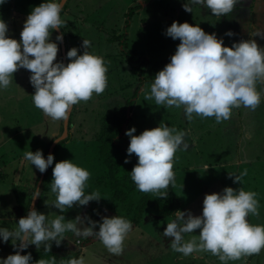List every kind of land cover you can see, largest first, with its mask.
Here are the masks:
<instances>
[{"label": "rangeland", "instance_id": "1", "mask_svg": "<svg viewBox=\"0 0 264 264\" xmlns=\"http://www.w3.org/2000/svg\"><path fill=\"white\" fill-rule=\"evenodd\" d=\"M41 2L42 0H6L0 5V18L8 25L7 35L19 41L23 21L32 7ZM184 2L185 0H69L61 20L65 22L63 25L66 26L68 35L76 32L77 36L69 37L68 47H77L78 54H81L84 50L80 47L82 40L88 39L91 42L88 51L103 58L107 69V83L99 95L93 93L87 101L76 104L69 129L70 138L57 149L54 165L57 161L71 159L72 163L89 172L84 193H98L95 181L98 170L93 165L91 143L100 127V117L105 112L114 110L116 106L123 105L126 97L133 94L132 91L138 87L134 109L130 111L132 119L126 129L135 126L136 132L133 134L138 135L144 129L158 126L162 120L167 126L170 125V128L174 127L177 131L186 133L185 139L189 147L187 150L178 148L172 164L176 173L174 190L182 197L183 210L188 209L193 215H199L205 193L220 192L225 186H230L234 189L240 187L246 191H254L257 194L258 216L263 215L264 80H258L255 84L256 90L260 92V103L254 110L243 105L232 107V119L220 122H216L214 116L201 117L195 113L193 118L188 120L184 115L183 106L166 108L163 104L157 105L154 98L145 97L150 93L155 73L166 64L161 63V59L174 54L179 43V39L173 40L164 34L167 26L174 20L178 23L187 21L189 24H197L206 33H215L218 38L223 36L225 46L231 47L234 41L255 40L259 48H264V0H237L233 11L221 17L211 14L210 10L199 5L192 6V13L185 12L181 7ZM228 30L233 33L230 37L224 35ZM118 35L123 37L117 38ZM50 39L57 42L53 32ZM61 49H58L56 60H60ZM134 49L140 50L136 59L142 52L150 60L143 66V75L137 74L139 63L136 60L132 63L126 58V52L132 54ZM29 75V70L19 68L13 73L11 83L0 89V152H6L0 157L6 161L13 158L12 151L17 152L22 161H25L24 153L30 150L35 152L37 149H40L46 158V152L53 142V134L62 135L64 131V120H53L33 105L31 94L34 88L29 82ZM124 86L127 89H123ZM151 115L153 119L150 118ZM175 115L176 119L180 120V128H176V124L172 125L176 122L173 118ZM240 126H243L242 135L239 134ZM123 135L128 137L125 133ZM17 161V157L13 159L14 164ZM28 167L32 166L26 161L25 176ZM244 170L246 175L241 178L242 183H233L229 174L239 175ZM40 175L39 171L38 178ZM38 178L35 181V177V182L22 184L11 180L13 171H2L0 215L13 213L16 203L12 202L23 204V195L26 202L23 206L29 208L32 201V198L31 201L29 198L30 193L33 188L36 190ZM51 180L52 174L37 210L46 215V222L61 214L65 220H71L72 223H75L73 219L77 215L82 219L86 215L98 222H102L103 216L115 215L131 221L126 215L113 209L115 203L108 198L106 191L100 196L99 203L94 204V200H91L86 205H78L74 202L71 208L66 207L61 213L52 205L56 194L51 191ZM14 182H17V188L13 186ZM167 218L157 227L146 225L144 220L140 227L131 222L132 228L125 235L119 254L109 252L103 243L94 237H77L71 231H65L62 239L57 237V240L61 239L59 244L55 240L47 241L42 242L38 248L45 249L44 244L47 243L50 244L49 250L75 252L80 249L84 264H222L211 252L201 250L183 255L172 250L169 245L171 238H161L155 233L157 229L163 232L166 223L175 219ZM253 218L251 214L248 215L250 224ZM9 222H4L3 226L0 220V227L12 230L15 222ZM255 224L261 225L259 220L254 221ZM77 226L86 227L88 221L85 220L83 225L77 223ZM98 227L99 224L94 230H98ZM198 234L199 229L193 230V233H184V240L198 241ZM31 246L36 248L35 245ZM7 255L8 253L2 252L0 258ZM223 264H264V248L257 254L242 255L239 259L228 260Z\"/></svg>", "mask_w": 264, "mask_h": 264}, {"label": "clouds", "instance_id": "2", "mask_svg": "<svg viewBox=\"0 0 264 264\" xmlns=\"http://www.w3.org/2000/svg\"><path fill=\"white\" fill-rule=\"evenodd\" d=\"M6 0H0V5ZM64 0H42L32 7L23 21L19 41L11 38L7 23L0 18V89L12 81L13 73L19 68L29 70V82L34 88L31 94L33 105L53 120H67L72 105L87 101L93 93L99 95L106 87L107 71L103 58L88 51L91 42L83 39L78 54L77 47L66 52L67 63L56 60L58 45L50 39L54 29L65 23L60 18ZM237 0H185L181 7L192 13V6L199 5L217 16H225L233 11ZM164 34L173 40L179 39L169 62L157 71L150 85L146 99L154 98L157 105L166 108L183 106L186 119L193 113L201 117H215L216 122L227 120L232 107L255 109L260 103V92L255 84L264 80V48H259L255 40L233 42L232 46L223 44V36L206 33L199 25L187 21H173ZM232 36L231 30L225 32ZM63 40V32L56 35L55 41ZM55 61V62H54ZM135 126L125 130L129 137L126 152L135 154L137 162L130 173L131 180L140 192H159L166 197L170 182H174L172 170L173 157L177 149L187 150L188 141L184 131L170 128L162 120L158 126L144 129L138 135ZM53 141L61 143L63 136L53 134ZM24 159L43 173L53 164L54 155L47 158L42 151H27ZM128 156L125 157V163ZM239 175L229 176L233 183H242ZM89 172L71 162V159L57 161L52 168L51 191L56 194L52 205L63 213L75 203L86 205L91 200L101 198L98 193H84ZM36 187L32 200L39 197ZM254 191L225 186L220 192L205 193L202 210L193 215L188 209L175 211V219L166 223L162 235L170 237L172 250L189 255L194 251H207L216 255L222 262L239 259L242 255H252L264 248V225L250 224L248 215H258V201ZM187 213V215H186ZM75 223L65 220L63 214L46 222V215L32 208L26 216L20 217L15 230L0 227V242L10 239L13 248L26 249L30 244L40 247L42 242L60 243L65 231L77 237H94L100 240L109 252L119 254L125 235L132 224L127 219L115 215L101 217L102 222L93 221L86 215H77ZM85 220L88 226L83 225ZM67 221V222H65ZM99 224L98 230H94ZM199 229L197 240H184V233ZM60 236L61 239L57 240ZM44 248L49 251L50 244ZM33 264L31 253L20 254L15 251L0 264ZM35 264H51L39 259ZM67 264H84L83 257L69 258Z\"/></svg>", "mask_w": 264, "mask_h": 264}, {"label": "trees", "instance_id": "3", "mask_svg": "<svg viewBox=\"0 0 264 264\" xmlns=\"http://www.w3.org/2000/svg\"><path fill=\"white\" fill-rule=\"evenodd\" d=\"M68 5L69 0L66 1L63 5V8L60 12V18L65 14ZM73 26L74 28L79 29L78 26ZM61 29L65 36L67 52V50L69 49V37L71 36L72 38H74L77 36V34L76 32H72L69 36L67 28L63 24L61 25ZM52 32L55 37L57 34H59L56 29H54ZM119 37H123V35H118L117 38ZM56 43L58 47L61 48V42L57 41ZM138 51L140 52L139 49H134L132 54H130V52H126V58L130 59L132 63L134 62L133 60H136L139 63L137 68L138 70H136L137 74L143 75V66L150 60L145 57L144 53L142 52L141 56L136 59ZM59 55L60 61H62V49L61 51H59ZM171 55L172 54H169L161 59V63H167ZM133 68H135V65L133 66ZM123 89H127V87L124 86ZM132 92L133 94H130L128 97H126L123 105L116 106L114 110H111L107 113L105 112L100 117V127L98 131H96L92 139L93 143H91L93 146L91 151V156L92 158L94 157L93 165L98 170L95 181L99 189V196H103L106 191L108 198L113 200L115 203V208L113 209L116 210V212H118L119 214L123 213L128 218H130V222H132L134 225L140 227V223L142 222V220L145 221L146 225H149L150 222L156 225H160L162 222H164V219H168L167 217L175 218L176 210H183V200L182 197L179 196L174 190L176 173L173 168L172 170L174 172V182H170L167 189L160 190L161 192H168L166 197H159V192H140L136 189L135 184L131 180L129 172L131 171L134 164H136L137 157L135 154H131L129 156V154L126 152L127 146L129 144V137H124L123 134L125 133L126 126L132 119L130 111H133L134 109V102L136 101V98L138 96L139 88L136 87V90H133ZM131 95L133 96L130 97ZM75 107L76 104H74L72 109L73 111L70 115L69 129L73 121L72 119L74 117ZM150 118L153 119L152 115ZM173 118L176 122L172 123V125L176 124V128H180V120L178 118L176 119V115L173 116ZM69 138L70 132L68 136L61 141V143H58L56 145L53 151L54 160L56 158L55 154L57 152V149L60 146L64 145L66 141L69 140ZM126 156H128L127 163H125ZM54 160L53 164L50 165L46 170L35 207L36 210H38L40 201L42 200V196L48 188L47 184L50 179V175L52 174V168L54 167L55 162ZM34 191L35 188H33V191L30 193V201L32 195L34 194ZM92 202L99 203L97 200H94ZM144 217H146V219ZM15 243L18 244L19 242L16 241ZM17 250L18 248H13L11 254H14ZM25 253H31L33 264H35V261L39 259L51 261V264H67V260L69 258L80 257L81 250L79 249L75 252L72 250H65V252L59 250L46 251L45 249L35 248L30 244L26 249H23L22 255Z\"/></svg>", "mask_w": 264, "mask_h": 264}, {"label": "crops", "instance_id": "4", "mask_svg": "<svg viewBox=\"0 0 264 264\" xmlns=\"http://www.w3.org/2000/svg\"><path fill=\"white\" fill-rule=\"evenodd\" d=\"M232 117L233 116H231L230 119H232ZM236 119H237V117H236ZM242 127L243 126H240V128H239V134L240 135H242ZM11 153H13V155H12L13 158L10 159L9 161H6V160H4V158L0 157V174H1L2 171H6V172L13 171V179H11V180H17V182H21L22 184L32 183L34 181L35 177H36V179H35V181H36L37 178H38L37 175L39 174V170L36 169L34 165H31L32 167L31 168L28 167V169L26 171L27 175L25 176L24 168H25L27 160L22 161V159L20 158V156H19V154L17 152L12 151ZM4 154H6V152L5 153L4 152H0V156H2ZM16 157H17L18 161L14 164L13 163V159L15 160ZM15 175H16V177H15ZM17 182H14V184H13L14 188H17V186H18ZM22 200H23V204L21 203V205L19 204V202H12V203H16L15 204L16 208H15L13 213L0 215V220L2 222L1 224L3 226H4V222L10 223L9 220H11V221L15 222L14 225H13L14 228L12 230H15L17 228V224L16 223L18 222L19 218L25 216V214L30 209V207L28 208L27 206H23L26 203L25 199H24V195H23ZM30 206H31V204H30ZM26 207L28 208V210L26 209ZM252 216L254 218H253L251 224H254V221L259 220L261 225H264V213H263V215L261 214L260 216H258V215H252ZM150 224H151V226H156L157 227V225L153 224L152 222H150ZM154 229H156V228H154ZM12 230H10V231H12ZM156 232L162 238L163 235H161L162 233H160V232H162V230L159 232L158 229H157V230H155V233ZM15 242L16 241L12 240V239H10L8 242H0V253L6 252V253H8V255L11 254V252L13 250L12 243H15Z\"/></svg>", "mask_w": 264, "mask_h": 264}, {"label": "water", "instance_id": "5", "mask_svg": "<svg viewBox=\"0 0 264 264\" xmlns=\"http://www.w3.org/2000/svg\"><path fill=\"white\" fill-rule=\"evenodd\" d=\"M65 1H66V0H64V3H65ZM64 3H63V5H64ZM56 30H57V29H56ZM57 32L60 33V32H63V31H62V29L60 28V29L57 30ZM60 42H61V41H60ZM61 48H62V54H63V62H64V63H67V58H66V43H65V36H64V33H63V40H62V42H61ZM73 106H74V105H72L71 108H70V110H69L67 120H64V125H63V126H64V131H63V133H62V135H61V136L64 137V139H65L66 136H68V133H69V120H70V115H71V112H72ZM57 144H58V143H55L54 141L51 143V145H50V147H49V149H48L47 155H48L49 153H52V154H53V151H54V149H55V147H56ZM47 155H46V158H47ZM46 158H45V159H46ZM46 170H47V169H46ZM46 170H45L43 173H41L40 178H39V180H38V182H37V186H36V187H38L39 189L41 188V185H42V182H43V179H44V176H45ZM35 191H36V190H35ZM39 193H40V192H39ZM38 195H39V194H38ZM37 200H38V197H37L34 201L32 200V202H31V206H30V209H29V210H31L32 208H35V207H36ZM18 250L20 251V254L22 255L23 249H18Z\"/></svg>", "mask_w": 264, "mask_h": 264}]
</instances>
